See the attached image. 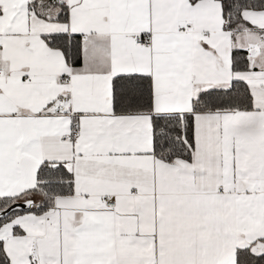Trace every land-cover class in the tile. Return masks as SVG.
Listing matches in <instances>:
<instances>
[{"label":"snow or ice","instance_id":"6c2138e0","mask_svg":"<svg viewBox=\"0 0 264 264\" xmlns=\"http://www.w3.org/2000/svg\"><path fill=\"white\" fill-rule=\"evenodd\" d=\"M0 264H264V0H0Z\"/></svg>","mask_w":264,"mask_h":264}]
</instances>
